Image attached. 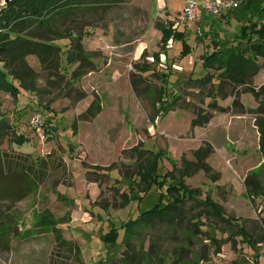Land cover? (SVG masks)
<instances>
[{
    "label": "rangeland",
    "instance_id": "1",
    "mask_svg": "<svg viewBox=\"0 0 264 264\" xmlns=\"http://www.w3.org/2000/svg\"><path fill=\"white\" fill-rule=\"evenodd\" d=\"M160 2L131 0L105 16L55 23L54 31L63 36H26L60 47L59 68L52 76L29 56L38 75L36 91L20 89L17 105L9 93L0 94V112L11 129L0 151L47 160L48 177L24 202L1 203L0 264H80L77 257L84 264H115L125 250L122 225L161 201L156 185L142 191L139 168L149 164L151 152L162 153L161 179L174 172L176 181L167 179L166 187L182 182L233 223L209 209L208 215L194 211L202 237L191 249L202 252L200 264H264V96L256 98L264 86V58L249 81H221L218 72L203 67V54L213 50L210 38L199 42L197 37L213 27L237 44L242 24L208 14L200 22H182V0ZM3 4L0 0V11ZM161 24L173 30L178 25L185 33L188 55L183 56V41L163 42ZM80 35L96 68L74 80L79 64L67 63L66 53ZM36 114L41 115L38 128L31 124ZM20 136L27 139L22 145L16 143ZM200 149H208V171L193 166ZM87 173L98 182L89 181ZM44 211L62 221L57 228L72 250L56 243L52 229L38 226ZM240 227L255 240L254 247L238 234ZM111 233L113 241L107 240Z\"/></svg>",
    "mask_w": 264,
    "mask_h": 264
},
{
    "label": "trees",
    "instance_id": "2",
    "mask_svg": "<svg viewBox=\"0 0 264 264\" xmlns=\"http://www.w3.org/2000/svg\"><path fill=\"white\" fill-rule=\"evenodd\" d=\"M130 1L13 0L5 5L0 11V94L9 93L17 105L21 93L20 89L36 91L34 83L37 81L38 75L28 64L29 56L37 57L43 69L51 73L52 76H55V72L59 68L61 48L47 41L44 42L46 39L40 41L28 39L27 35L32 32L44 34L52 32L54 35L63 36L60 31H54L55 23L77 22L78 19L94 15L105 16L113 7ZM239 1L240 4L237 8L223 13L228 20L235 19L242 24L235 35L237 44L228 38H221L213 27L204 35L197 37L199 42L204 41L205 38H210L213 49L212 52L206 51L202 56L204 69L218 72L221 81L233 84H242L257 76L261 70L259 59L264 58V0ZM157 28L163 34V42L167 43L172 37L174 40L183 41V56L190 53V48L185 43V33L162 24L157 25ZM82 39L81 35L78 36L72 43L71 50L66 53L67 63L79 64L73 75L74 80L83 78L94 72L96 68L92 62V54L85 49ZM10 77L18 81L20 86L17 87L10 82ZM132 83L133 86L136 85L135 81ZM260 96H264V86L256 98ZM261 109L264 113V103ZM90 111L91 109L88 112ZM260 128L261 143L262 148H264V125H260ZM10 130L9 122L0 112V144L9 135ZM26 141L27 139L23 136L16 139V143L20 145ZM147 154L150 155L149 164L147 162L145 166L139 168V175L142 183L145 184V189L142 191L146 194L153 185H156L160 191L161 201L168 196L172 198L165 204L160 201L159 204L141 214L137 219L122 225L125 250L115 264H151L155 260L158 264L166 259L170 261V264H200L204 261L202 252L199 253V250L191 249L202 237V232L198 231V222L195 221L200 217L193 215L194 211L202 209L208 215L209 209L211 215L219 217V220L232 225L233 223L225 218L214 202L209 201V198L202 199V196L184 186L182 182L179 181V184L172 183L166 187L167 179L176 181L174 172L167 173L161 179L157 170L162 153L154 154L151 152ZM207 156L208 149L197 151L195 153L197 162L193 166L208 171L205 162ZM143 159L145 158H141V160ZM48 168L47 160H33L29 156L24 157L23 155L12 156L0 151V208L2 202H24L36 194L44 179L48 177ZM90 174L87 173L88 180L98 182V179L93 178ZM164 189L167 194L163 192ZM55 194H58L57 191ZM104 206L108 207L109 204H104ZM38 216V226L44 229H52L56 243L72 250L73 244L66 241L62 231L57 228L62 221L55 220L49 211H44ZM2 217L0 209V218ZM4 222L5 220L1 223ZM237 232L244 240H247L250 246L256 245L255 240L248 235L243 227H240ZM113 234H109L107 240L113 241ZM144 235L147 236L148 246L146 245L147 241L144 240ZM212 240L217 245V241ZM217 248L220 249V246L218 245ZM179 254L187 255L188 258L183 261ZM77 260L80 264H84L80 258L77 257Z\"/></svg>",
    "mask_w": 264,
    "mask_h": 264
},
{
    "label": "built area",
    "instance_id": "3",
    "mask_svg": "<svg viewBox=\"0 0 264 264\" xmlns=\"http://www.w3.org/2000/svg\"><path fill=\"white\" fill-rule=\"evenodd\" d=\"M184 3L179 20L189 22L202 21L205 14L215 17L222 16L229 10L235 9L240 4L239 0H182ZM178 24V23H177ZM178 25L175 26L177 28ZM31 124L38 128L41 125V115L36 114Z\"/></svg>",
    "mask_w": 264,
    "mask_h": 264
},
{
    "label": "water",
    "instance_id": "4",
    "mask_svg": "<svg viewBox=\"0 0 264 264\" xmlns=\"http://www.w3.org/2000/svg\"><path fill=\"white\" fill-rule=\"evenodd\" d=\"M11 1H13V0H3V2H4L3 5L5 6V5L9 4Z\"/></svg>",
    "mask_w": 264,
    "mask_h": 264
},
{
    "label": "crops",
    "instance_id": "5",
    "mask_svg": "<svg viewBox=\"0 0 264 264\" xmlns=\"http://www.w3.org/2000/svg\"><path fill=\"white\" fill-rule=\"evenodd\" d=\"M157 1H159V4H161L160 0H157ZM161 5H162V4H161ZM177 28H178V26H177ZM177 28H176V30H177Z\"/></svg>",
    "mask_w": 264,
    "mask_h": 264
}]
</instances>
